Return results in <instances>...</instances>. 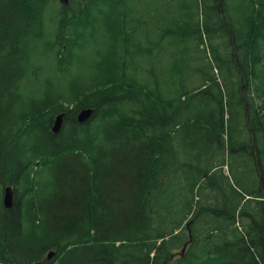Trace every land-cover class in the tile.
<instances>
[{"label": "trees", "instance_id": "obj_1", "mask_svg": "<svg viewBox=\"0 0 264 264\" xmlns=\"http://www.w3.org/2000/svg\"><path fill=\"white\" fill-rule=\"evenodd\" d=\"M263 63L264 0H0V264H264Z\"/></svg>", "mask_w": 264, "mask_h": 264}, {"label": "water", "instance_id": "obj_2", "mask_svg": "<svg viewBox=\"0 0 264 264\" xmlns=\"http://www.w3.org/2000/svg\"><path fill=\"white\" fill-rule=\"evenodd\" d=\"M95 110L94 109H84L78 114V121L79 123H86L88 122L94 115ZM65 114H60L56 118L54 127H53V132L58 134L61 131L62 125H63V120H64ZM4 205L6 208L12 209L14 205V191L12 188H7L5 191V197H4ZM55 252H50L47 259L52 260L54 257ZM42 264V263H39Z\"/></svg>", "mask_w": 264, "mask_h": 264}, {"label": "rangeland", "instance_id": "obj_3", "mask_svg": "<svg viewBox=\"0 0 264 264\" xmlns=\"http://www.w3.org/2000/svg\"><path fill=\"white\" fill-rule=\"evenodd\" d=\"M24 84H27V83L24 82ZM9 96L10 97L7 98V101H6L7 107H9L10 105H14L15 104V101L13 100L15 98V95L10 94Z\"/></svg>", "mask_w": 264, "mask_h": 264}, {"label": "bare ground", "instance_id": "obj_4", "mask_svg": "<svg viewBox=\"0 0 264 264\" xmlns=\"http://www.w3.org/2000/svg\"><path fill=\"white\" fill-rule=\"evenodd\" d=\"M261 64H262V63H261ZM263 64H264V63H263ZM259 65H260V64H259ZM261 67H262V66H261ZM259 68H260V67H259ZM261 69H262V68H261ZM261 69H260V70H261ZM55 121H56V120H55ZM54 124H55V123H54ZM53 127H54V126H53ZM237 138H238V137H237ZM4 206H5V205H4ZM5 208H6V207H5ZM7 209H8V208H7ZM29 228H30V227H29ZM52 252H55V251H52ZM38 264H39V263H38Z\"/></svg>", "mask_w": 264, "mask_h": 264}]
</instances>
